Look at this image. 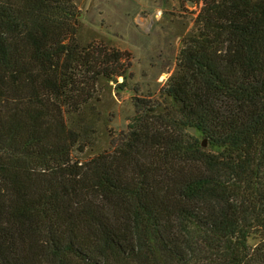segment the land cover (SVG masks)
<instances>
[{
    "label": "trees",
    "instance_id": "trees-1",
    "mask_svg": "<svg viewBox=\"0 0 264 264\" xmlns=\"http://www.w3.org/2000/svg\"><path fill=\"white\" fill-rule=\"evenodd\" d=\"M196 2L159 96L83 155L130 64L74 0H0V264H264V0Z\"/></svg>",
    "mask_w": 264,
    "mask_h": 264
},
{
    "label": "rangeland",
    "instance_id": "rangeland-1",
    "mask_svg": "<svg viewBox=\"0 0 264 264\" xmlns=\"http://www.w3.org/2000/svg\"><path fill=\"white\" fill-rule=\"evenodd\" d=\"M79 37L107 45L130 64L128 79L103 82L99 87L95 146L83 155L108 148L126 131L134 115V96L157 98L178 62L183 38L193 31L202 5L196 0H74ZM250 239V243H254Z\"/></svg>",
    "mask_w": 264,
    "mask_h": 264
},
{
    "label": "water",
    "instance_id": "water-1",
    "mask_svg": "<svg viewBox=\"0 0 264 264\" xmlns=\"http://www.w3.org/2000/svg\"><path fill=\"white\" fill-rule=\"evenodd\" d=\"M202 145L205 146L206 145V142L205 140L202 141Z\"/></svg>",
    "mask_w": 264,
    "mask_h": 264
}]
</instances>
